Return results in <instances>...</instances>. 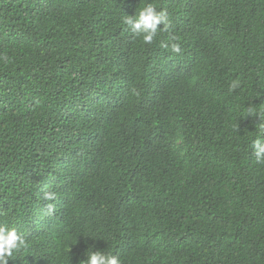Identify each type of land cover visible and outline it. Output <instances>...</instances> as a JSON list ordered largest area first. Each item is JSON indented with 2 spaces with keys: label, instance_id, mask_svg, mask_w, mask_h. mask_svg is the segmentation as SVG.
<instances>
[{
  "label": "trees",
  "instance_id": "trees-1",
  "mask_svg": "<svg viewBox=\"0 0 264 264\" xmlns=\"http://www.w3.org/2000/svg\"><path fill=\"white\" fill-rule=\"evenodd\" d=\"M145 3L151 44L123 23ZM258 122L264 0H0L8 264H264Z\"/></svg>",
  "mask_w": 264,
  "mask_h": 264
},
{
  "label": "clouds",
  "instance_id": "clouds-1",
  "mask_svg": "<svg viewBox=\"0 0 264 264\" xmlns=\"http://www.w3.org/2000/svg\"><path fill=\"white\" fill-rule=\"evenodd\" d=\"M123 23L128 25L134 34L140 35L145 44H151L163 25L167 28L168 14L166 10L157 11L152 3H145L137 13L125 17ZM172 41L176 37L171 38ZM172 50L179 53L180 48L177 43H171ZM239 87V81L233 80L230 90H235ZM252 114V109H249ZM258 130L260 137L255 139L252 143L253 152L257 163H264V122H258ZM43 199H55V193L45 192ZM48 212L54 211L53 205L49 204ZM27 246L26 237L20 233L15 227H9L6 224H0V264H8L9 258L13 257L14 252H19L22 248ZM86 259L83 264H121L118 257L110 254H105L102 251H91L86 254Z\"/></svg>",
  "mask_w": 264,
  "mask_h": 264
}]
</instances>
